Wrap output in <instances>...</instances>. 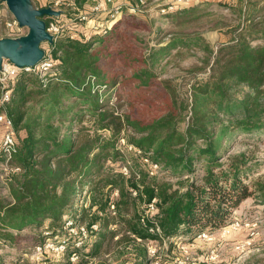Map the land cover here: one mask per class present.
Returning <instances> with one entry per match:
<instances>
[{
	"label": "trees",
	"instance_id": "1",
	"mask_svg": "<svg viewBox=\"0 0 264 264\" xmlns=\"http://www.w3.org/2000/svg\"><path fill=\"white\" fill-rule=\"evenodd\" d=\"M63 2L48 5L63 13L45 17L46 22L72 17L76 11L68 2L87 12L92 0ZM256 13L245 20L242 34L218 48L208 78L190 86L186 103L175 84L157 83L147 58L128 55L121 28L132 15L121 17L106 35L94 34L90 40L62 37L44 49L51 50L56 73L46 83L29 73L6 88L0 83V100L5 91L10 96L0 104V114L12 123L15 145L7 156L0 136L10 198L0 197V245L16 247L27 228L46 230L38 244L56 236L62 240L71 218L77 229L98 236L91 257L106 255L114 243L131 241L133 264H166L157 249L156 257L149 258L148 242L168 244L171 254L172 239H191L203 229L226 226L250 193L244 181L252 169L244 153L222 160L228 141L240 134L264 135V61L254 59L261 49L252 45L256 40L264 49V16L254 21ZM125 89L134 99L158 101L163 112L147 121L125 113L122 107L133 101L124 103ZM114 90L121 97L115 103L109 95ZM66 124L77 128L64 130ZM120 139L133 148L118 149ZM144 158L161 168L158 175H149ZM119 162L122 166L116 169ZM254 193L264 205V186L257 183ZM153 200L155 211L144 219L140 209L147 210ZM84 246L70 248L76 254Z\"/></svg>",
	"mask_w": 264,
	"mask_h": 264
},
{
	"label": "rangeland",
	"instance_id": "2",
	"mask_svg": "<svg viewBox=\"0 0 264 264\" xmlns=\"http://www.w3.org/2000/svg\"><path fill=\"white\" fill-rule=\"evenodd\" d=\"M54 1L38 0L34 5L42 8ZM137 1L131 0L132 3ZM146 2L147 7L142 9L143 12L132 15L134 18L130 20L128 26L121 28L126 34L125 48L129 49L128 55L130 54L131 57L135 54V57L148 59L149 66L156 75L157 83L168 80L175 84L184 103L190 101L188 98L190 86L208 78L218 48L234 35L243 33L245 20L251 12H260L254 14V21L264 16V0H200L184 8V11L167 17L156 7L157 1L146 0ZM129 15L131 14L124 10L122 17ZM12 18L4 0H0L1 37H7L8 30L5 22ZM105 19L106 15H102L98 21L102 23ZM19 33L25 35L27 28H21ZM252 45L261 49L254 59L257 57L256 60L264 61V49L260 47L261 43L255 40ZM48 46V43L42 44L43 49H47ZM162 49L164 50L160 52ZM120 71L123 73L122 70ZM15 79H12L10 83H14ZM116 92L118 90L109 93L114 103L121 99ZM121 96L124 103L129 98L133 100L132 104L127 106L125 104L122 111L130 113L134 118L147 121L163 112L164 106L158 101L151 103L138 98L134 99L129 89L123 90ZM39 109V107L31 109L30 114H37ZM68 125L63 126V129L77 128L76 124ZM11 131L12 128L2 126L0 136L3 137ZM103 133L108 135L107 132ZM116 145L124 152L130 147L124 139H120ZM240 153L246 155L249 166L252 167L247 174V180L244 181L249 185L250 193L232 211L227 225L215 230L203 229L198 234H194L191 239L184 237L172 239L174 242L171 254L166 250L169 247L168 244L148 242L150 259L158 254L159 257H163L166 264H264V205L258 204L260 198L254 193L257 183L264 186V135L233 136L228 141L227 152L222 160L226 161L228 154ZM121 166L122 162L114 164L116 169ZM122 170L125 172L124 167ZM197 173L198 175L203 173L201 168H198ZM7 174L8 168L0 162V197L10 200L6 189ZM170 180L175 181V178ZM114 196L117 197L118 193L115 192ZM110 210L114 211L111 206ZM140 211L143 213L142 207ZM73 223L71 218L66 220L62 240L56 236L53 239H46L43 244L38 243L40 235H46L45 229L37 231L24 229L16 247L0 245V264H98L100 261L105 264H133L135 262L131 241L114 243L106 255L91 257L88 253L98 236L81 228H78L79 232L77 225L74 226ZM234 223H239V227L233 228ZM110 226L114 228L113 224ZM230 227L231 233H225L224 229L230 230ZM97 230V226L93 227V231ZM73 244L75 247H83L85 244L87 250L84 246L80 253L75 254L70 248ZM155 249L159 253L156 254ZM83 255H87L85 260H82ZM167 256L168 258H165ZM86 259L88 262H85ZM153 264L156 263L153 262Z\"/></svg>",
	"mask_w": 264,
	"mask_h": 264
},
{
	"label": "built area",
	"instance_id": "3",
	"mask_svg": "<svg viewBox=\"0 0 264 264\" xmlns=\"http://www.w3.org/2000/svg\"><path fill=\"white\" fill-rule=\"evenodd\" d=\"M63 1L64 0H55L54 4L56 7H59L64 3ZM153 1L158 2L156 7L160 13L166 15L168 13L186 8L190 5H194L200 0ZM67 6H72V9L76 11L72 17L69 19H61L60 21L53 19L49 22H46V31L54 37V43L62 37H68L69 39L74 40L80 39L83 35V38L90 40L94 34L106 35L121 19L124 10L131 15L140 14L143 12L142 9L147 7V2L146 0H138L136 3H132L130 0H124L122 2H117V0H92L87 12L76 8L73 2H69ZM102 15H106V19L101 23L98 21V18H100ZM5 24L9 32V37L22 36V34L19 33L21 31V27H19L17 21L14 18L6 21ZM80 32H82V34ZM49 46L52 47L53 45ZM24 73L35 74L42 81V83H46L48 78L54 77L56 73L53 72L51 50H45V57L34 67L18 68L8 60H4L2 63V70L0 71V83L3 84L4 88H6L12 79H15L20 74ZM9 99V92L5 91L0 100V104L3 105L7 103ZM0 123L5 124L8 128H10L12 125L10 119L5 115V113L0 114ZM14 146V138L12 134L9 132L6 133L2 141V148L7 156H10L14 151ZM132 148L133 147H129V150ZM138 154H140V151H138ZM143 162L148 166V173L150 176H156L160 173L161 168L157 164L151 162L148 158H144ZM124 170L127 173V170ZM155 208V200H153L148 206V209L143 212L142 217L144 219L149 218L150 215L155 211ZM144 219H142V221H144ZM232 227H239V223L232 224ZM81 229L84 230V228ZM158 230L159 229H157V231ZM224 232L230 234L231 227L230 230L225 228ZM203 235L206 236L205 234Z\"/></svg>",
	"mask_w": 264,
	"mask_h": 264
},
{
	"label": "water",
	"instance_id": "4",
	"mask_svg": "<svg viewBox=\"0 0 264 264\" xmlns=\"http://www.w3.org/2000/svg\"><path fill=\"white\" fill-rule=\"evenodd\" d=\"M19 27L27 33L19 37L0 38V71L8 60L18 68L34 67L45 57L43 43L54 45V37L46 31L45 17H59L63 11L52 6L38 8L34 0H4Z\"/></svg>",
	"mask_w": 264,
	"mask_h": 264
},
{
	"label": "crops",
	"instance_id": "5",
	"mask_svg": "<svg viewBox=\"0 0 264 264\" xmlns=\"http://www.w3.org/2000/svg\"><path fill=\"white\" fill-rule=\"evenodd\" d=\"M122 1L124 0H117V2H122ZM7 37H9V32H7ZM0 38H3V36L2 37L0 36Z\"/></svg>",
	"mask_w": 264,
	"mask_h": 264
}]
</instances>
